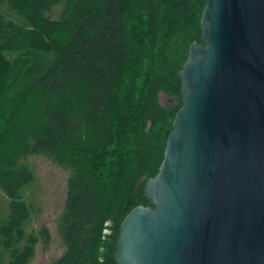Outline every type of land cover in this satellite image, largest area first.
Instances as JSON below:
<instances>
[{"label":"trees","instance_id":"1","mask_svg":"<svg viewBox=\"0 0 264 264\" xmlns=\"http://www.w3.org/2000/svg\"><path fill=\"white\" fill-rule=\"evenodd\" d=\"M205 5L0 0V186L10 199V213L0 221L7 254L0 252V264H28L39 241L50 243L47 226L27 235L32 208L21 192L34 174L15 164L58 150L61 141L77 151L69 155L58 225L65 250L52 264H118L124 218L140 204L152 205L145 183L159 172L183 103L178 72L191 42H202ZM35 53L44 59L33 65ZM160 92L172 103L163 104Z\"/></svg>","mask_w":264,"mask_h":264},{"label":"water","instance_id":"2","mask_svg":"<svg viewBox=\"0 0 264 264\" xmlns=\"http://www.w3.org/2000/svg\"><path fill=\"white\" fill-rule=\"evenodd\" d=\"M152 205L124 218L118 264H264V0H206Z\"/></svg>","mask_w":264,"mask_h":264},{"label":"rangeland","instance_id":"3","mask_svg":"<svg viewBox=\"0 0 264 264\" xmlns=\"http://www.w3.org/2000/svg\"><path fill=\"white\" fill-rule=\"evenodd\" d=\"M61 10V5L56 6L52 17H58ZM33 55V65L39 64V61L44 59L42 55L36 53ZM126 75H129V72ZM159 97L160 101L166 105L171 104L173 101V98L165 92H160ZM29 103L30 106H34L30 100ZM81 107H85V105L82 104ZM22 122L25 124L27 121ZM16 131H19L20 134L22 126ZM57 148L59 149L52 150V152L30 154L23 159L20 158L15 164V168L25 166L34 174V181L23 188L21 192L22 198L26 199L32 208V217L26 224L27 235L33 232L38 234L42 226H47L51 234L48 246H44L41 241L38 242L35 255L28 264H52L65 250L58 225L64 211L66 192L71 175V166L68 165L71 163L69 155L76 152L77 149L75 144H69L66 141H61ZM9 213L10 199L0 186V221L6 220ZM0 252L7 259L2 244H0Z\"/></svg>","mask_w":264,"mask_h":264},{"label":"built area","instance_id":"4","mask_svg":"<svg viewBox=\"0 0 264 264\" xmlns=\"http://www.w3.org/2000/svg\"><path fill=\"white\" fill-rule=\"evenodd\" d=\"M107 224H110V223H108L107 222ZM106 234H108V233H110V229H108V228H105V231H104Z\"/></svg>","mask_w":264,"mask_h":264}]
</instances>
